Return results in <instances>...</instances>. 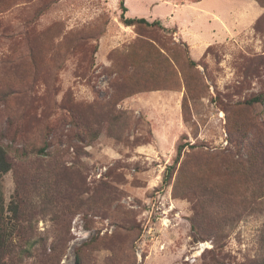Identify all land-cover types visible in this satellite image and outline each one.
I'll return each instance as SVG.
<instances>
[{
  "label": "rangeland",
  "instance_id": "374dc122",
  "mask_svg": "<svg viewBox=\"0 0 264 264\" xmlns=\"http://www.w3.org/2000/svg\"><path fill=\"white\" fill-rule=\"evenodd\" d=\"M121 1L0 0L3 264L261 263L264 0Z\"/></svg>",
  "mask_w": 264,
  "mask_h": 264
},
{
  "label": "trees",
  "instance_id": "16d2710c",
  "mask_svg": "<svg viewBox=\"0 0 264 264\" xmlns=\"http://www.w3.org/2000/svg\"><path fill=\"white\" fill-rule=\"evenodd\" d=\"M121 8H122L123 22L126 25L146 24V25H151V26L157 25V26L163 27V25H161V22L159 20L149 21L145 17H125L124 12L127 10V7L124 4L123 0L121 1ZM190 63L195 64L196 62L190 59ZM249 102L250 103L251 102H264V95H257L249 99ZM182 148H183L182 146L179 147V152H181ZM11 168H12V163L8 156V152L6 148L2 144H0V175L7 173L8 171H10ZM172 168L173 166L169 168V171ZM5 212H6V207L4 204V195H3L2 190L0 189V264L4 263V251L7 248L8 237H9L7 233V229L4 226L5 217H6ZM74 264H82L81 257L79 254H77ZM257 264H264V260L261 263H257Z\"/></svg>",
  "mask_w": 264,
  "mask_h": 264
}]
</instances>
